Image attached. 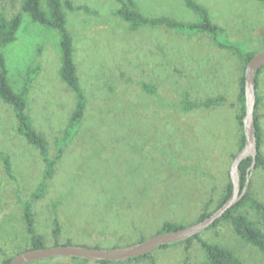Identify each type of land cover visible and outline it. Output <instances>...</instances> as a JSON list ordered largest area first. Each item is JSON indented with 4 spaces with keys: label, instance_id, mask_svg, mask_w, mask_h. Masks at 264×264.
<instances>
[{
    "label": "rangeland",
    "instance_id": "rangeland-1",
    "mask_svg": "<svg viewBox=\"0 0 264 264\" xmlns=\"http://www.w3.org/2000/svg\"><path fill=\"white\" fill-rule=\"evenodd\" d=\"M63 1L82 8L65 6L86 111L77 133L61 149L76 99L59 76V35L24 15L16 41L3 49L14 87L32 80L28 112L56 162L46 192L31 203L36 232L52 247L57 219L61 244L72 240L111 248L150 238L166 222L195 224L217 208L240 148L243 61L205 34L150 27L133 31L117 15V0ZM135 1L148 17L198 21L185 0ZM195 1L225 29L229 44L241 52H264L263 2ZM21 2L0 0V14L13 17L21 12ZM257 93L264 139V70ZM185 94L192 102L220 96L227 101L182 112ZM3 156L9 157L12 176L6 174ZM45 171L41 154L16 132L14 114L0 99V264L30 248L23 206L43 183ZM251 180L254 197L264 202V170L254 168ZM245 211L264 230L259 217ZM201 239L232 251L245 264H264V254L226 224L204 231ZM187 257L190 264H209L197 240L189 249L180 243L154 251L153 260L119 264H183ZM41 263L102 264L68 257Z\"/></svg>",
    "mask_w": 264,
    "mask_h": 264
},
{
    "label": "trees",
    "instance_id": "trees-1",
    "mask_svg": "<svg viewBox=\"0 0 264 264\" xmlns=\"http://www.w3.org/2000/svg\"><path fill=\"white\" fill-rule=\"evenodd\" d=\"M121 7L117 11V15L130 25V29L137 31L143 27H150L153 29L164 28L170 31H174L183 35L192 34H205L211 37L213 42L222 49H231L237 52L243 61V74L239 81L240 92L239 102L241 104V113L237 116V120L242 128L241 144L238 152L244 147L245 135L243 132V118L245 116V69L249 61L256 55L251 52H241L233 44H229L224 38L226 31L223 27L214 23L211 19L209 11L203 5L199 4L195 0H185L186 7L198 16L196 22H182L174 18L162 16V17H148L142 14L138 10V5L135 0H117ZM264 3V0H259ZM65 6L71 10H81V7H75L71 1L64 2L63 0H22L21 12L13 17H7L4 14H0V99L8 105L16 120V132L24 137V139L32 146H34L41 154L43 161L46 164V171L44 174V181L36 189L32 198L24 203L23 219L26 225L27 234L30 236V249H43L47 244L45 239L36 232L35 220L32 213L31 203L41 198L46 192V182L51 179L55 172L56 162L50 158L48 142L45 137L38 131L34 124V120L28 112L29 95L31 89V78L27 79L23 86L16 89L11 82L9 69L7 66V60L4 55L3 49L10 44L14 43L17 38V34L22 26L24 15H27L31 21L40 24L41 26L56 32L59 35V48L61 54V68L59 70V76L61 81L68 86L70 90L75 94L76 104L73 113L69 119V124L65 131L64 138L59 141V149L66 145L73 137L76 131L82 125L85 111H86V96L80 83V77L78 74V66L75 60V47L73 36L67 29V13ZM264 67L261 68L256 75V108H255V122L257 128V144H258V156L255 168L264 170V154L262 147L264 143L263 130L260 122V116L258 109L261 103V98L257 93L259 86V78L263 72ZM32 74V73H30ZM153 88V87H152ZM145 90L150 89L144 86ZM152 91V90H150ZM154 92V90L152 91ZM227 100L225 97L220 96L217 98H209L204 101L192 102L188 98V94H185V99L181 103V111L188 112L194 109L209 110L214 106H219L225 103ZM237 152V153H238ZM236 153V154H237ZM236 156V155H235ZM234 156V157H235ZM4 167L6 174L12 176V169L9 157L3 156ZM252 158H248L242 161L240 164V186L243 189L249 180V185L244 198L233 206L221 219L216 221L209 229L216 228L221 224H226L232 228L234 233L246 244L252 245L264 254V230L261 227L259 221H256L250 217V214L245 211L246 208L253 211L264 223V202L254 197L252 193V172L251 169ZM233 184L231 178L226 186L224 195L219 201L216 211L220 208L232 195ZM213 211V212H214ZM211 213H204L197 220L196 223L203 221L209 217ZM189 226V225H188ZM187 225L182 223L166 222L162 229L157 233L172 232L186 228ZM208 229V230H209ZM207 231V230H206ZM203 233V232H202ZM201 234L196 235L185 242L188 246L195 241H199L201 247L206 253L209 264H245L236 254L232 251L215 244L208 243L201 239ZM156 234V235H157ZM54 244L59 245H75L72 240H68L65 244H61L59 238L61 236V227L57 219L54 220V229L52 232ZM147 238H141L139 242L144 241ZM137 242V243H139ZM136 244V243H134ZM180 244V243H178ZM173 245L162 246L157 250H168L173 248ZM128 244L124 246H129ZM52 246V247H53ZM87 246V245H81ZM124 246H113L111 248H119ZM96 249H101L99 245L87 246ZM105 248V249H111ZM156 251V250H155ZM154 252V251H153ZM153 252L148 253L142 257L135 259H129L127 261H142L145 259L153 260ZM15 257V256H14ZM13 257L6 259L2 264H9ZM80 260L81 262H88V260L73 258ZM42 261V260H41ZM41 261L32 262L29 264H42ZM120 262L103 261L102 264H119ZM152 264H156L154 261ZM183 264H190L188 257Z\"/></svg>",
    "mask_w": 264,
    "mask_h": 264
},
{
    "label": "water",
    "instance_id": "water-1",
    "mask_svg": "<svg viewBox=\"0 0 264 264\" xmlns=\"http://www.w3.org/2000/svg\"><path fill=\"white\" fill-rule=\"evenodd\" d=\"M264 67V52L255 55L247 64L245 69V116L243 118V132L245 135L244 147L236 154L231 165L230 178L233 184L231 197L209 217L203 221L192 224L184 229L165 232L154 235L142 242L111 249H96L81 245H59L46 247L43 249H30L24 251L9 262V264H29L36 261L51 259L55 257L79 258L96 262H120L135 259L151 253L162 246L178 244L201 234L208 230L216 221L221 219L233 206L241 201L249 185L247 181L245 187L240 186V164L243 160L252 158L251 169L257 163L258 144L257 128L255 122L256 108V75Z\"/></svg>",
    "mask_w": 264,
    "mask_h": 264
}]
</instances>
